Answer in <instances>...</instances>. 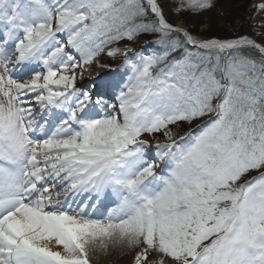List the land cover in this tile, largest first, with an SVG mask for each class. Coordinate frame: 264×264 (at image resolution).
Returning a JSON list of instances; mask_svg holds the SVG:
<instances>
[{"label":"snow or ice","instance_id":"6c2138e0","mask_svg":"<svg viewBox=\"0 0 264 264\" xmlns=\"http://www.w3.org/2000/svg\"><path fill=\"white\" fill-rule=\"evenodd\" d=\"M217 4L0 0V264H264V38Z\"/></svg>","mask_w":264,"mask_h":264},{"label":"rangeland","instance_id":"374dc122","mask_svg":"<svg viewBox=\"0 0 264 264\" xmlns=\"http://www.w3.org/2000/svg\"><path fill=\"white\" fill-rule=\"evenodd\" d=\"M253 3H254L253 0H249L247 7H250ZM243 4H244V0H218L217 8L211 10L210 12L205 13L201 17H190V16L186 17V20L188 23H192L193 21H196L194 30H197V32H199L202 28L206 26L207 32L205 33V35L214 34L217 30L215 28H217L219 25L224 24L226 28L224 26H221L220 32L217 33V34L223 35V34H226V32L224 31L231 32L234 27H238L239 24H242V22L240 23L241 21L240 14L242 13V10H243ZM253 11L254 9L250 7L246 15V19H245L246 22H243L244 28H245L243 34L245 33L249 34L253 36L254 38H256L257 40H260L264 38V36H257L256 32L259 31L261 33H264V28L254 29L252 27L253 21L251 17H252ZM169 19L173 23L181 22L180 18H177L174 16H170ZM259 19L260 17H258V20ZM209 26H211V28H209ZM145 39H146L145 37H141L139 43L142 44ZM100 62L114 64V61H112L110 58H107V57H101ZM97 71L100 72L101 74H104L107 72L106 69L96 68V66L93 65V71H92L93 75ZM82 83H87V79L84 80ZM187 127L188 126L185 127V131L187 130ZM110 248L113 250L118 249L117 247H110ZM132 256H130L129 258L130 259L129 264H131Z\"/></svg>","mask_w":264,"mask_h":264},{"label":"bare ground","instance_id":"6f19581e","mask_svg":"<svg viewBox=\"0 0 264 264\" xmlns=\"http://www.w3.org/2000/svg\"><path fill=\"white\" fill-rule=\"evenodd\" d=\"M253 1L255 2V0ZM90 75H93V73L92 72L86 73L85 80L87 79V76ZM117 248L118 249L116 250L109 248L107 253L98 252L93 257V264H129L130 263L129 258L130 256H132L131 252L126 249H121L120 247Z\"/></svg>","mask_w":264,"mask_h":264},{"label":"trees","instance_id":"16d2710c","mask_svg":"<svg viewBox=\"0 0 264 264\" xmlns=\"http://www.w3.org/2000/svg\"><path fill=\"white\" fill-rule=\"evenodd\" d=\"M248 1L249 0H244L243 10H242V13L240 14V19H241L240 23L242 22V24H239L238 27H234L231 32L224 31V32H226V34H223V35H220V34H217V33L220 32L221 26H224L225 28H226V26L224 24L219 25L217 28H215L217 30H216V32L214 34L207 35V36H209V37H211V36L228 37V36H232V35H235V34H242L244 32V30H245L243 22H246V20H245L246 19V15H247V13L249 11V8L247 7L248 6ZM209 28H211V26H209ZM195 31H197V30H195ZM145 38L147 39L148 37H145Z\"/></svg>","mask_w":264,"mask_h":264}]
</instances>
